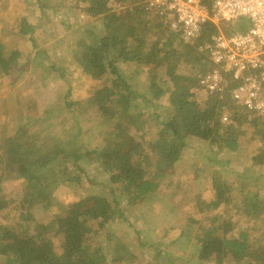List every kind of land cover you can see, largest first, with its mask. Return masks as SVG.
Returning a JSON list of instances; mask_svg holds the SVG:
<instances>
[{"label": "trees", "instance_id": "1", "mask_svg": "<svg viewBox=\"0 0 264 264\" xmlns=\"http://www.w3.org/2000/svg\"><path fill=\"white\" fill-rule=\"evenodd\" d=\"M54 2L63 12L73 7L102 24L91 36L85 23L89 28L74 42L72 60L48 57L54 113L43 109L28 88L26 100L18 88L6 111L13 108L14 114L6 120L0 145V187L18 176L21 180L7 198L0 194V264H124V253L113 248L115 240L125 241V231L140 234L146 213L162 220L173 239L169 249H159L143 264H264V120L242 108L224 121L235 86L228 83L227 93L206 99L198 77L213 67L208 54L212 38L246 31L250 20L241 17L220 27L203 22L202 36L184 42L183 31L152 20L145 0ZM34 5L43 16L53 8L49 0H0V30L8 32L7 40L0 36L2 82L13 69L41 63L24 53L29 50L26 38L41 27L30 11ZM179 58L189 66L181 69ZM130 63L140 73L147 69L153 74L147 89L126 76L123 65ZM76 70L82 84L94 85L86 96H76L79 87L75 90L66 80L65 72L74 77ZM166 98L172 99L170 105ZM95 124L106 128L107 141L91 145L85 135ZM141 133L149 143L142 144ZM191 137L227 155L226 161L213 163L217 176L203 179L212 191L206 199L197 198L186 179L200 165L196 153H185ZM257 142L261 159L251 147ZM245 153L248 163L230 165ZM196 180L203 183L201 177ZM252 181L261 182L257 191ZM61 188H72L74 197L60 201ZM52 206L55 222H47V214L39 211ZM51 227L60 250L52 244Z\"/></svg>", "mask_w": 264, "mask_h": 264}, {"label": "rangeland", "instance_id": "2", "mask_svg": "<svg viewBox=\"0 0 264 264\" xmlns=\"http://www.w3.org/2000/svg\"><path fill=\"white\" fill-rule=\"evenodd\" d=\"M50 4L53 6V8H49L48 14L45 16L41 15V8L38 5L31 6L30 11L33 12V15L37 17L34 19L35 24H40L41 27L39 28L35 35L32 37L31 35H28L27 39V45H29V50L24 51V53H32V59H37L40 61V64L32 65V66H22L18 67L17 69H13L12 73H9L8 78L5 79L3 82L0 80V145H2V140L4 137L3 132L6 131V120H9L8 117L10 115L14 114V110H10V112L6 113L7 110L10 109V107H13L12 103L14 102L15 92L18 91H24L20 94H26L25 96H20L26 100L27 97V90L30 91L29 95L36 96V100L38 99L40 102V106L44 109L47 108L48 110L52 111L53 113L56 110V96L54 92V86L52 84V80L50 78V66L48 64V57H50L53 60L60 61L61 59L70 61L72 60V57L74 55L73 44L77 39L85 37L84 35V29L89 28L85 23L89 22V34L92 36L93 30L94 32H97L100 29L95 28V25L100 26L102 22L101 19H95V18H88V16H84L82 12L77 9H74L73 7L67 8L68 12H63V10L59 9V7L55 6L54 0H49ZM62 3V1L65 0H58ZM35 0H31V3H34ZM32 5V4H31ZM16 11L19 10V8L15 7ZM145 10V8H144ZM146 11V10H145ZM147 12V11H146ZM148 13V12H147ZM149 14V13H148ZM33 19V18H32ZM43 20V21H42ZM155 22L154 18L152 19ZM94 21V22H93ZM42 23V24H41ZM0 36H2L4 39H8V32H5V29L1 28L0 30ZM6 43H8L9 46L12 44V40H8ZM34 44H37V47L32 50V46ZM12 48V47H11ZM32 51V52H29ZM184 58H179L178 61L182 63V65H179V67L185 68L189 66V64L183 60ZM175 60V59H174ZM184 64V65H183ZM59 65V64H57ZM72 69H75V66L72 67ZM124 72L126 73L127 77H131V80L134 82V85L138 88L143 87L147 89L146 85L149 82L148 78L149 76L153 75L150 74V72L146 69V73H140L139 69L133 65H123ZM145 74V77L143 76ZM159 74L158 76H160ZM15 77L16 80H15ZM65 77L68 83H71L76 90V86L79 87L78 91L76 92V96H86L89 93L94 91V85H84L81 83L80 79H77V70L74 73L73 72H65ZM15 81V82H14ZM83 81H86V77H83ZM13 83V84H11ZM88 83V82H87ZM13 93V94H12ZM14 97V98H13ZM83 99V98H82ZM169 105L172 103V99L166 98ZM38 102V103H39ZM23 102H18L15 105H20ZM92 129H89L86 133V137L89 138V142L91 145L95 143L96 140L106 142L107 141V134L106 128L101 125L95 124L93 126H90ZM50 126L47 128L49 129ZM181 137H185L186 133H180ZM139 140L142 142L143 145L149 143V136L145 133H141L139 136ZM262 145L261 143L257 142L253 144L251 147L255 149V154L257 159H261L260 153L257 151L258 147ZM215 145L211 142L203 141L201 139H198L197 137H191L188 139V142L186 144V150L188 152H185L186 154L190 156H195L193 153H196L200 158V165H197V169L191 173H189L186 177L187 180L193 183L195 187V196L197 198H207L206 196L210 195L212 191L204 184L203 179L206 181L205 176H211L215 177L217 176L218 170L213 171L212 166L214 162H218L216 158L222 161H226L227 155L225 153V150H220L218 153H215ZM200 150V151H197ZM1 151V148H0ZM201 153V154H200ZM205 154L209 156L213 161H208ZM248 153H245L243 155V158L240 159H234L230 165H238V164H244L248 163ZM262 163V161H261ZM218 164V163H217ZM264 166V164H263ZM262 166V167H263ZM184 167H179L177 171L183 169ZM3 175L2 171V165L0 163V176ZM178 176L181 178L179 174L175 175V178H178ZM221 180H224L223 175L221 174ZM197 177H201L202 182L199 180H196ZM167 179L172 180L173 178L171 176H168ZM185 179V180H186ZM21 176H18L16 179H11L10 181L6 182L5 186L0 187V194L3 198H7L9 194L12 191L17 190V188L20 185ZM183 181V179H180ZM251 184L254 186V190L257 191V189L261 186V182L252 181ZM72 189V188H70ZM70 189L61 188L62 193L58 192L57 195L60 196V201H68L69 199H72L74 197L73 192H69ZM199 194V195H198ZM62 203V202H61ZM56 206V205H55ZM55 206H52L48 209H42L39 211L40 215L47 214V222H51L50 219H53V222H55V217L57 214L54 213ZM194 207L191 205L187 208H185L186 211L193 209ZM262 217L264 215L261 213ZM145 227L142 230V232H134L130 233L128 231H125L126 240L124 241L122 238L120 240H115V243L113 245V248H118L122 253H124L123 257V263L124 264H143L145 263L148 258L153 255L154 253H158L159 249L166 250L171 247L172 239L170 236L166 234V231L164 227L162 228V220L160 221L155 216H151L148 213L145 214ZM263 232H264V225ZM53 232L51 235L52 244L54 247H56L57 250H60V238L58 234L55 231V228L51 227ZM125 228V227H124ZM130 230V229H129ZM151 243H153V246H151ZM155 246L158 247V250H155ZM126 252L129 254L127 255ZM181 254V252H179ZM178 254V255H179ZM182 255V254H181ZM167 257H163L160 260L164 261ZM164 263V262H163ZM164 264H167L165 262ZM209 264V263H208Z\"/></svg>", "mask_w": 264, "mask_h": 264}, {"label": "built area", "instance_id": "3", "mask_svg": "<svg viewBox=\"0 0 264 264\" xmlns=\"http://www.w3.org/2000/svg\"><path fill=\"white\" fill-rule=\"evenodd\" d=\"M144 8L169 29L183 31L184 42L202 36L203 22L220 27L248 18L246 31L230 36L221 32L212 38L208 54L213 67L198 77L206 99L227 93L228 83L235 86L225 104L224 121L242 108L264 120V0H145Z\"/></svg>", "mask_w": 264, "mask_h": 264}]
</instances>
